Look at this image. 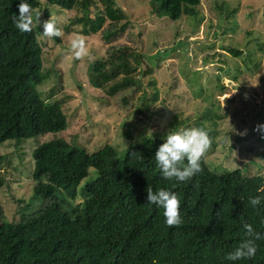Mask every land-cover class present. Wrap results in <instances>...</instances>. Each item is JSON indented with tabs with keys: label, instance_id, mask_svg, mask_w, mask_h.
Instances as JSON below:
<instances>
[{
	"label": "trees",
	"instance_id": "trees-1",
	"mask_svg": "<svg viewBox=\"0 0 264 264\" xmlns=\"http://www.w3.org/2000/svg\"><path fill=\"white\" fill-rule=\"evenodd\" d=\"M94 1L87 0L86 8ZM97 1L112 29L110 40L118 28L124 31L130 23L117 0ZM43 2L72 11L77 0H28L32 17ZM18 3L0 0V145L45 136L52 139L38 144L32 153V195L42 198V205L14 223H8L0 210V264H228L224 257L243 238V224L264 234L261 163L218 172L203 155L201 171L176 183L163 180L152 158L162 136L144 139L123 155L110 145L90 153L59 137L67 119L61 105L43 98L39 29L33 18L28 32L14 27ZM149 5L152 13L172 21H196L201 16V0H149ZM122 20L125 23L119 27ZM126 52L114 54L110 63L129 66ZM228 52L235 57L243 54L238 49ZM101 66L90 68L91 83L100 88L107 75L106 70L102 75ZM208 116L205 119H212ZM196 126L207 132L210 141L212 133L201 120ZM172 127L176 131L178 124ZM3 160L0 154V163ZM253 168L255 172L250 173ZM6 183L0 171V188ZM147 187L175 193L179 225L166 226L162 209L145 203ZM257 195L262 201L253 209L248 198ZM65 197H82L83 204L68 210ZM256 244L251 259L235 264H264V239Z\"/></svg>",
	"mask_w": 264,
	"mask_h": 264
},
{
	"label": "rangeland",
	"instance_id": "rangeland-1",
	"mask_svg": "<svg viewBox=\"0 0 264 264\" xmlns=\"http://www.w3.org/2000/svg\"><path fill=\"white\" fill-rule=\"evenodd\" d=\"M201 1L199 19L172 21L152 13L149 0H117L130 25L110 40L99 1L88 9L87 0H77L72 11L43 2L32 18L43 47V98L61 105L67 119L59 137L90 153L110 145L123 155L144 139L174 131L173 124L178 131L201 120L212 133L204 156L214 170L252 162L263 167L264 132L258 125L264 124V0ZM45 19L59 28L58 39L40 35ZM74 41L83 48L79 57L73 55ZM229 49L243 54L235 57ZM126 50L129 66L110 63ZM95 64H103L102 75L107 71L102 88L91 83ZM149 130L151 137H145ZM51 139L0 145L7 181L0 188V210L8 223L42 205L32 195V153ZM63 202L68 210L79 209L83 198Z\"/></svg>",
	"mask_w": 264,
	"mask_h": 264
},
{
	"label": "clouds",
	"instance_id": "clouds-1",
	"mask_svg": "<svg viewBox=\"0 0 264 264\" xmlns=\"http://www.w3.org/2000/svg\"><path fill=\"white\" fill-rule=\"evenodd\" d=\"M17 8L18 15L13 19L14 27L20 33L30 31L32 25L31 5L28 0H19ZM60 34L59 28L53 21L47 19L40 21L42 37H59ZM71 48L74 56L79 57L83 54V48L78 42L74 41ZM258 128L264 132V124L258 125ZM149 136L151 137V130L145 133V137ZM161 139L162 143L157 146L152 158L163 180L183 183L201 171V159L209 146V138L203 128L189 127L178 131L167 130ZM145 191V203L162 209L163 222L166 226L172 227L181 223L178 210L179 201L175 193L165 188L153 191L147 187ZM261 201L262 197L259 195L248 198V204L253 209L260 205ZM260 223L264 225V220H261ZM259 239H264V234L254 231L250 224H243V238L231 252L225 255L224 260L228 264H235L242 259H251L256 254V241Z\"/></svg>",
	"mask_w": 264,
	"mask_h": 264
}]
</instances>
